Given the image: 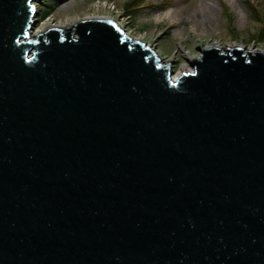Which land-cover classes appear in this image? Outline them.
<instances>
[{
  "label": "water",
  "instance_id": "obj_1",
  "mask_svg": "<svg viewBox=\"0 0 264 264\" xmlns=\"http://www.w3.org/2000/svg\"><path fill=\"white\" fill-rule=\"evenodd\" d=\"M0 0V264H264V49L173 75L111 16L31 34Z\"/></svg>",
  "mask_w": 264,
  "mask_h": 264
},
{
  "label": "rangeland",
  "instance_id": "obj_2",
  "mask_svg": "<svg viewBox=\"0 0 264 264\" xmlns=\"http://www.w3.org/2000/svg\"><path fill=\"white\" fill-rule=\"evenodd\" d=\"M33 4L37 22L32 34L48 21L59 25L86 15L111 16L126 33L142 38L170 61L173 75L183 67L191 69L187 58L197 56L204 44L264 49V41L256 39L264 23V0H36ZM45 12L49 15L42 18Z\"/></svg>",
  "mask_w": 264,
  "mask_h": 264
},
{
  "label": "bare ground",
  "instance_id": "obj_3",
  "mask_svg": "<svg viewBox=\"0 0 264 264\" xmlns=\"http://www.w3.org/2000/svg\"><path fill=\"white\" fill-rule=\"evenodd\" d=\"M85 18H87V17H92V15H86V16H84ZM73 22H75V20H71V21H69V22H65L64 24H59V25H56V24H53L51 21L49 22H46L44 25H42V26H40V28L35 32V33H40V32H43L45 29H47V28H49V27H52V26H58V27H65V26H69V25H71ZM120 25H122V24H120ZM35 33H33V34H35ZM129 34V33H128ZM32 35V33L30 34V36ZM130 35V34H129ZM131 37H133V38H136V39H140V40H143L142 38H140V37H134V36H132V35H130ZM190 57H192V55L191 56H189L188 58H187V60H189L190 59ZM190 70V68H188V67H183L182 69H181V72H183V71H185V72H187V71H189ZM175 75H177V74H175Z\"/></svg>",
  "mask_w": 264,
  "mask_h": 264
},
{
  "label": "trees",
  "instance_id": "obj_4",
  "mask_svg": "<svg viewBox=\"0 0 264 264\" xmlns=\"http://www.w3.org/2000/svg\"><path fill=\"white\" fill-rule=\"evenodd\" d=\"M49 15V12H45L41 17L45 18ZM256 39L258 42H263L264 41V23L262 24V27L260 28L259 33H257Z\"/></svg>",
  "mask_w": 264,
  "mask_h": 264
}]
</instances>
